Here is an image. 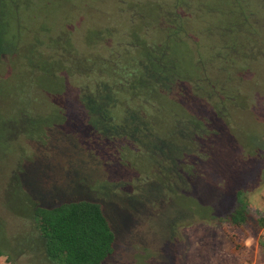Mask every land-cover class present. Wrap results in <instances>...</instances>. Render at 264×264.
<instances>
[{
    "label": "rangeland",
    "instance_id": "374dc122",
    "mask_svg": "<svg viewBox=\"0 0 264 264\" xmlns=\"http://www.w3.org/2000/svg\"><path fill=\"white\" fill-rule=\"evenodd\" d=\"M261 2V8L255 7L259 24L249 21L248 34L221 32L212 22L192 31L196 35L191 33L181 50L180 66L166 75L172 82L167 95L186 107L184 125L174 130L171 122L167 128L166 112L157 114L161 112L157 108L154 114L155 105L141 106L135 99L133 105H138L144 123L157 118L151 129L135 124L139 141L129 143L124 137H105L88 123L93 116L80 100L98 91L93 77L76 79L59 71L55 78L48 68L42 73L30 67L44 64L39 49L51 57L58 55L50 46L53 38L61 44L70 40L73 61L84 58L85 53L114 56L126 42L123 33L131 28L128 14L118 7L125 8V4L118 0H0V14L8 22L17 21L11 28L19 35L16 51L0 66L6 71L0 76L2 264H47L36 248L30 216L34 204L53 207L76 200L101 203L110 221L114 252L104 264H264V227L258 224L259 217H264V157L260 161L247 157V149L234 137L264 128V0ZM236 4L223 0L217 20L226 25L235 12L238 16V10L253 7L250 2ZM225 40L236 47L237 55L246 46H256L250 55L259 56L254 61L242 56L234 75L238 61L228 69L222 66L221 57L234 58L221 47ZM242 65H247L245 73ZM236 71L240 72L238 79ZM204 73L216 82L232 74L228 90L240 91L239 100L246 105L228 107L233 131L232 123L216 116L212 107L217 97H210L209 86L203 89ZM177 76L184 77L171 80ZM189 76L202 81L188 82L185 78ZM236 80H240V90L234 86ZM88 82L89 88L83 90ZM112 96L118 99L110 113L124 121H118L115 130L124 129L126 120L130 122L134 115L129 111L125 115V94L110 91ZM110 105L106 103V107ZM193 117L207 121L206 138L191 129ZM240 139L247 142L242 136ZM181 140L187 147L176 156L169 141L180 144ZM173 156V163L162 161ZM239 189L246 194L248 217L235 225L226 214L234 207Z\"/></svg>",
    "mask_w": 264,
    "mask_h": 264
},
{
    "label": "trees",
    "instance_id": "16d2710c",
    "mask_svg": "<svg viewBox=\"0 0 264 264\" xmlns=\"http://www.w3.org/2000/svg\"><path fill=\"white\" fill-rule=\"evenodd\" d=\"M118 1L121 5L123 3L125 4V8L118 7L128 14V23L131 24V28H127L128 31L123 33L122 37L124 39L126 38V42L121 45L120 51L116 52L114 56L105 57L93 53H85L84 58L73 61L70 51L71 45L68 43L70 40L66 38V42L64 44L62 43V45L59 40L54 41L53 38L50 41V46L53 47L52 51H56L58 55L51 57L39 49L38 55L42 54L44 56V64H34L30 67L42 73H45L48 68L51 76H55V78L59 71L66 72L68 76L76 79L93 77L92 83L98 88V91L92 96L85 94L81 97L83 102L80 100L81 104L86 108L87 114L94 117L88 123L93 129L105 137H124L129 143L139 141L134 130L136 128L135 124H140L145 127L150 126L152 121H154L153 118H157V116L153 117L144 123V116L138 105L136 104V107L133 105L132 100L135 99L139 100L141 106L144 105L149 108L155 105L156 109L154 110V114H156L157 108L161 110V112L158 110L157 114L166 112L168 116L166 115L164 124H167V128L171 122L174 125V130H176L177 126L182 127L184 125L182 114L186 113V107L181 102H177L167 95L172 82L168 81L166 75H168L167 72L171 73L175 70L176 66H180L181 50L184 49V46H187V41H189L192 31H200L198 28L203 27L208 22H212L213 26L218 27L216 29L218 31H237L248 34L249 21H254L255 25L259 24V20L255 16V7L258 6L261 8L260 5L262 3L261 0H228L232 5L238 1L243 4L250 2V4L253 3V7L252 9L240 8L241 10H238L240 15L237 16L238 12H235L236 16H232L228 21L224 22L226 23L225 25L219 22L216 17L220 13L223 0ZM13 21L16 25V20L13 19L12 22H8L5 16L0 14L1 67L7 62V58L11 57L12 53L16 51L13 49L18 44L19 35L17 31H13L15 28H11ZM192 34L195 37L196 34ZM62 37L64 40L63 35ZM47 45H49L48 42ZM11 46L13 47L11 48ZM221 47L227 49L232 56L234 55L233 59L231 56L221 57L223 67L228 69L231 66L233 67L238 61L233 71L234 75L235 69L240 68L239 60L242 56V58H251V61H254L259 56L250 55L256 46H250L249 48L246 46V50L239 55H237L238 51L236 47L230 41H223ZM257 54H261V52ZM195 63L198 64V62ZM242 66L241 69L245 73L247 65ZM251 68H253L252 63ZM5 73V68H1L0 76ZM239 76L240 72L236 71V78L238 79ZM183 77L177 76L171 80H182ZM185 79L188 82L196 83L202 80L205 81L203 89L207 90V86H209L211 89H208L210 91V97H217L216 105L214 103L212 107L215 110L216 116L223 119L225 123H232L233 128L231 127V131H233L235 124L233 120H230V117L233 118V115L231 112L229 115L227 109L229 106L235 107L234 105H237L241 108L246 107V105L239 100L240 91L235 94L228 90L229 82L232 80V74H226L219 82H216V80L210 81L205 73L202 80L193 76ZM239 81L236 80V84H234V86L236 85L235 88L238 87L237 90H240ZM77 82L78 80H75V83ZM87 84L89 82L84 84L87 88L83 90L87 91L89 88ZM211 84L213 88H211ZM103 88H108V90L106 92L101 91ZM110 91L118 95L125 94L127 96L123 99L126 103L125 106H127H124L126 110L125 115L129 111L134 116L130 119V122L126 120L128 124L124 129L121 127L119 130H115L118 121L120 124H124V121L121 122L122 118L119 120L110 113L111 106L117 98H114V96L110 98ZM204 92L208 94V91ZM157 93H161L162 95H155ZM94 102L98 104L95 105ZM105 102L107 104L111 103V105L106 107ZM136 116L138 117L137 119L140 118V122H136ZM198 120L193 117L189 125L196 134L198 133L200 136L206 138V135L209 134L208 129L210 127L207 126L208 123L206 120L201 119V122ZM106 124L111 127L109 129H103V125ZM129 126H133L131 131L128 130ZM190 134L187 136L189 137ZM239 134L236 133L234 135L232 133L240 147L247 149V157L254 159V161H260L264 157V128L262 130L260 128L252 130L251 135L241 132ZM241 136L246 138L247 142L242 141L240 139ZM168 137L173 139V137ZM251 137L252 139L250 140ZM189 140L192 141V138ZM169 142L175 149L176 156L180 152L182 154V151L187 147V144H184L182 140L179 142L180 144L172 141ZM124 149L129 151V148L126 146H124ZM143 150L142 153H146V149L143 148ZM174 160V156L162 159L163 162L167 163ZM149 167L152 166L149 164ZM156 169L154 168V171ZM236 196L235 205L227 212L226 218L232 224L240 225L247 220L248 203L246 194H244L242 189L237 191ZM30 216L34 221L33 227L37 242L36 248L40 252H43L42 259L47 264H104L107 258L114 252V232L99 202L76 200L61 202L53 207H43L36 203ZM258 224L264 227V217H259ZM0 255H2L1 252ZM8 261L14 263L10 259Z\"/></svg>",
    "mask_w": 264,
    "mask_h": 264
},
{
    "label": "crops",
    "instance_id": "0c3cea01",
    "mask_svg": "<svg viewBox=\"0 0 264 264\" xmlns=\"http://www.w3.org/2000/svg\"><path fill=\"white\" fill-rule=\"evenodd\" d=\"M3 263V261L2 260H0V264H2Z\"/></svg>",
    "mask_w": 264,
    "mask_h": 264
}]
</instances>
